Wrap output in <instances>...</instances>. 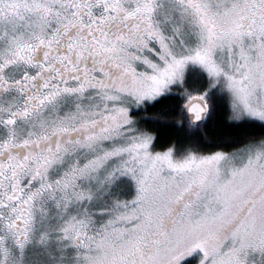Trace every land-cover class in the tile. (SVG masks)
<instances>
[{"label": "snow or ice", "instance_id": "6c2138e0", "mask_svg": "<svg viewBox=\"0 0 264 264\" xmlns=\"http://www.w3.org/2000/svg\"><path fill=\"white\" fill-rule=\"evenodd\" d=\"M0 264H264V0H0Z\"/></svg>", "mask_w": 264, "mask_h": 264}]
</instances>
